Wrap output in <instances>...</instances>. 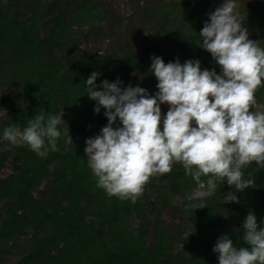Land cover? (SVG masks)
Listing matches in <instances>:
<instances>
[{"label":"trees","instance_id":"trees-1","mask_svg":"<svg viewBox=\"0 0 264 264\" xmlns=\"http://www.w3.org/2000/svg\"><path fill=\"white\" fill-rule=\"evenodd\" d=\"M258 5L241 18L248 38L264 48V7ZM142 10L146 17L157 16L154 40L144 50L160 53L165 63L178 58L183 64L200 49L201 69L219 73L211 54L197 44L214 11L208 2L162 0ZM113 11L100 0H0V81L14 89L8 113L0 118V136L9 125L23 129L41 112L63 113L70 136L62 133L58 150L43 158L0 140V170L10 166L0 177V260L16 238H24V253L13 264H218L216 240L228 234L237 247H246L244 218L249 211L258 224L264 218V169L255 162L242 168L253 186L236 192L218 180L207 205L194 210L186 207L185 196L195 182L179 163L169 173L150 176L135 203L98 188L87 167L85 139L107 124L103 108L93 111L87 77L96 71L97 85L119 78L122 88L139 85L152 95V73L127 38L101 53L80 48L82 40L99 37L107 18L127 17ZM254 95L264 103V81ZM167 110L161 106L162 116ZM228 192L239 203H220ZM167 212L179 224H191L192 231L169 229L162 218Z\"/></svg>","mask_w":264,"mask_h":264},{"label":"clouds","instance_id":"clouds-1","mask_svg":"<svg viewBox=\"0 0 264 264\" xmlns=\"http://www.w3.org/2000/svg\"><path fill=\"white\" fill-rule=\"evenodd\" d=\"M242 22L238 0H223L198 33L197 44L211 54L219 73L202 70L198 59L165 63L152 55L149 71L157 81L152 95L139 85L122 88L119 78L97 85L96 71L87 77L93 111L103 108L107 118L97 135L85 139L87 167L98 188L135 203L150 176L169 173L176 163L195 182L185 196L193 210L207 205L218 180L236 192L253 186L242 168L255 162L264 169V103L254 95L264 81V48L248 38ZM163 104L168 110L162 116ZM62 116L41 112L23 129L5 127L0 140L43 158L58 150L62 133L69 136ZM229 202L239 203L235 192L222 196L220 203ZM241 230L246 247H237L228 234L216 240L218 264H264V218L258 224L249 211Z\"/></svg>","mask_w":264,"mask_h":264},{"label":"rangeland","instance_id":"rangeland-1","mask_svg":"<svg viewBox=\"0 0 264 264\" xmlns=\"http://www.w3.org/2000/svg\"><path fill=\"white\" fill-rule=\"evenodd\" d=\"M102 1L106 7L112 8L113 15H125L127 16L121 22L109 21L107 18L103 23L99 25V37H88L85 42L81 41L80 48H88L93 51H97L99 53L109 51L111 49H115L120 42L124 41V38H127L130 43L133 45L135 52L142 57L143 63L150 69L151 60L150 57L152 55L161 56L160 53H156L152 50H144V44L147 40H154L152 36L154 29L156 27L157 16L152 15L150 17H146L143 12V8H146L152 3L161 2L162 0H100ZM165 0H163L164 2ZM166 1H184L185 0H166ZM206 1L209 3L210 7L215 10L216 7L222 4L223 0H199ZM258 4H261L264 7V0H238L239 11L244 15L245 11L250 10L251 7H257ZM136 12V14H134ZM134 14V15H133ZM242 26L246 28V26L242 22ZM86 31V29H85ZM200 51V49H199ZM196 51L192 53L188 59H198L200 56V52ZM187 59V60H188ZM153 83H152V94H154L156 89V78L152 74ZM13 88H10L8 85L2 83L0 81V118L4 117L8 110L7 100L11 97ZM161 106L168 107L167 104H163ZM10 172V166L6 165L2 170H0V177L5 176ZM163 220L165 224L175 231L177 229H183L185 233L192 231L191 224L181 223L179 224L178 220L173 218L169 212L163 215ZM179 224V225H178ZM185 236V235H184ZM15 245L11 249L10 254L3 257L0 260V264H13L16 262L20 256L24 253L23 245L24 238H16ZM179 243V242H178Z\"/></svg>","mask_w":264,"mask_h":264}]
</instances>
